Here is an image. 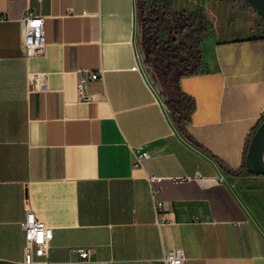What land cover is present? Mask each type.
Returning a JSON list of instances; mask_svg holds the SVG:
<instances>
[{
	"label": "crops",
	"instance_id": "obj_1",
	"mask_svg": "<svg viewBox=\"0 0 264 264\" xmlns=\"http://www.w3.org/2000/svg\"><path fill=\"white\" fill-rule=\"evenodd\" d=\"M207 4L203 72L178 80L194 100L187 139L142 64L135 0H0V264L21 258L26 208L51 228L54 264H75L77 248L89 250L81 264H162L173 248L185 264H264V180L219 165L240 166L264 116V38L249 39L261 34L252 16H236L240 32ZM27 12L42 16L45 45L24 57ZM83 70L101 73L84 83L86 101ZM139 144L148 157L134 167Z\"/></svg>",
	"mask_w": 264,
	"mask_h": 264
},
{
	"label": "trees",
	"instance_id": "obj_2",
	"mask_svg": "<svg viewBox=\"0 0 264 264\" xmlns=\"http://www.w3.org/2000/svg\"><path fill=\"white\" fill-rule=\"evenodd\" d=\"M135 9L142 64L146 70H150L154 84L159 87L176 129L190 139L186 125L194 109V100L179 89L178 80L182 76L203 72L200 41L203 34L210 30V24L202 14V7L174 10L171 0H135ZM254 38H264V35H253L249 39ZM171 92L174 96H171ZM260 121L246 138L240 166L236 170H229L219 163L224 171L253 175L246 170L244 157L249 139Z\"/></svg>",
	"mask_w": 264,
	"mask_h": 264
},
{
	"label": "built area",
	"instance_id": "obj_3",
	"mask_svg": "<svg viewBox=\"0 0 264 264\" xmlns=\"http://www.w3.org/2000/svg\"><path fill=\"white\" fill-rule=\"evenodd\" d=\"M22 53L24 57L34 56L42 52L45 45L44 24L42 16L27 12L20 19ZM100 72L83 70L79 72L76 83V93L78 99L88 100V95L84 91V83L87 80L98 79ZM33 89L42 88L44 85V75L33 74ZM153 84L154 81L151 79ZM148 86L151 87L147 79ZM132 166L141 165V160L148 157V152L143 145H135L131 148ZM197 175V174H196ZM152 181L153 178H149ZM158 187L150 188V194L153 196L158 193ZM22 231L23 246L20 260L10 264H54L48 259V247L52 238V231L44 222L36 219L34 214L26 208L23 219L19 222ZM77 255L75 264H81L88 261L89 250L77 248L73 250ZM185 254L182 248H173L166 250L161 257L162 264H185ZM112 259L97 260L94 264H113Z\"/></svg>",
	"mask_w": 264,
	"mask_h": 264
},
{
	"label": "rangeland",
	"instance_id": "obj_4",
	"mask_svg": "<svg viewBox=\"0 0 264 264\" xmlns=\"http://www.w3.org/2000/svg\"><path fill=\"white\" fill-rule=\"evenodd\" d=\"M207 1L208 0H188V8H186V10L193 9L194 7H202L203 8V5H206ZM216 2L221 3V11H222V14H223V16L221 18L222 22H225V21L226 22H232L234 20V18L236 16H238V15L243 16V17L244 16L245 17L252 16L253 17V19H252L253 27L259 33L264 35V21L250 7H248V8H250L249 9L250 15L248 13H245L244 10L246 9V4L242 0H216ZM183 7H184V2H183ZM240 10H243L242 14L238 13ZM213 14H211L212 18H214ZM225 25H227L229 28H234V30H236V28H240V32L244 31L242 20L239 19L238 17H236V20L234 21V23H232V24L231 23H226ZM147 73H149L151 75V72H150L149 69H147ZM157 88L159 89L158 86H157ZM263 159H264V157H263ZM251 176H253V175H251ZM254 176H262L261 178L264 180V176L263 175H254ZM260 188L264 189V184H262L260 186ZM255 206L257 207V206H259V204L256 203ZM260 216H262L263 221H264V205H263V209L260 211Z\"/></svg>",
	"mask_w": 264,
	"mask_h": 264
},
{
	"label": "water",
	"instance_id": "obj_5",
	"mask_svg": "<svg viewBox=\"0 0 264 264\" xmlns=\"http://www.w3.org/2000/svg\"><path fill=\"white\" fill-rule=\"evenodd\" d=\"M264 21V0H243ZM264 117L251 135L244 157L246 170L264 176Z\"/></svg>",
	"mask_w": 264,
	"mask_h": 264
}]
</instances>
